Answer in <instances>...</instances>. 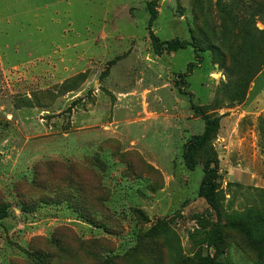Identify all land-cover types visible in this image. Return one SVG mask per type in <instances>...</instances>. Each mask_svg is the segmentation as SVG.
Listing matches in <instances>:
<instances>
[{
	"label": "rangeland",
	"instance_id": "1",
	"mask_svg": "<svg viewBox=\"0 0 264 264\" xmlns=\"http://www.w3.org/2000/svg\"><path fill=\"white\" fill-rule=\"evenodd\" d=\"M50 1L0 0V264H264V0H155L160 52L151 0Z\"/></svg>",
	"mask_w": 264,
	"mask_h": 264
},
{
	"label": "trees",
	"instance_id": "2",
	"mask_svg": "<svg viewBox=\"0 0 264 264\" xmlns=\"http://www.w3.org/2000/svg\"><path fill=\"white\" fill-rule=\"evenodd\" d=\"M147 9L149 11V20H148V28H149V35L151 39V43L153 48L156 52H160L162 49L167 51H175L179 48H184L188 44L185 40H179L178 38H173L170 40H161L158 36H156L151 31V24L156 17V10H155V0L148 1ZM260 47H264L259 44L258 41L253 39V36L250 35L249 32H245L244 39L242 44L237 48L234 56V65L238 68V80L232 84L233 87L239 85L240 81L242 80V75L246 72L248 63H246V57L253 56ZM213 56L217 55V49L215 46H212ZM250 61V60H249ZM264 64L261 63L260 65ZM244 90V88H243ZM236 92V91H235ZM244 91L240 93L241 97H243ZM195 111H199V108L193 106ZM219 126V117L208 118L205 116V126L203 131L200 134H197L190 138L184 146V160L187 168L189 170H193L195 168L196 162L193 159V153L203 146L210 136L215 132V130ZM204 175L199 186V196L203 197L209 205H211L216 211H218L216 205V188L217 183L215 181L216 171L212 167H204L203 169ZM5 215V210L0 209V218ZM222 242L221 231L217 227L213 238L209 241V245L212 246L215 250H219L220 244ZM202 264H220L216 260H214L211 256L207 255Z\"/></svg>",
	"mask_w": 264,
	"mask_h": 264
},
{
	"label": "crops",
	"instance_id": "3",
	"mask_svg": "<svg viewBox=\"0 0 264 264\" xmlns=\"http://www.w3.org/2000/svg\"><path fill=\"white\" fill-rule=\"evenodd\" d=\"M54 1L56 2V0H54ZM50 2L52 3V0ZM56 36H57V31H56V29H53L52 27L48 28V30H45V32L42 35H36L37 41L34 42V47H36V49H35L36 52L46 51L47 45H48L47 40L51 39V37H56ZM6 50L8 52L9 49H6ZM23 53H24V51H23ZM110 115L108 117L109 119H106V121H105L107 123V126L109 127L108 130H110V129L112 130L113 126L115 127V126L119 125L118 120L113 116V114H112V116H110ZM106 132L110 133L107 130H106Z\"/></svg>",
	"mask_w": 264,
	"mask_h": 264
}]
</instances>
